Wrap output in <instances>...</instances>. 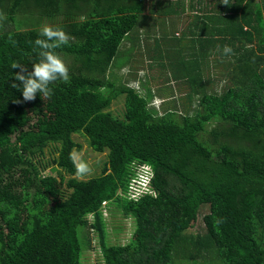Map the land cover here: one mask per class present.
<instances>
[{
    "label": "trees",
    "instance_id": "16d2710c",
    "mask_svg": "<svg viewBox=\"0 0 264 264\" xmlns=\"http://www.w3.org/2000/svg\"><path fill=\"white\" fill-rule=\"evenodd\" d=\"M160 4L0 0V264H88L95 238L102 264H264V0ZM45 24L68 37L55 51L69 78L25 101L12 65L31 70ZM128 64L143 81L111 76ZM74 134L106 152L101 173L79 177ZM136 163L156 195L127 197ZM111 214L133 220L127 243L111 242Z\"/></svg>",
    "mask_w": 264,
    "mask_h": 264
},
{
    "label": "rangeland",
    "instance_id": "374dc122",
    "mask_svg": "<svg viewBox=\"0 0 264 264\" xmlns=\"http://www.w3.org/2000/svg\"><path fill=\"white\" fill-rule=\"evenodd\" d=\"M160 1L162 0H157L158 5L160 4ZM160 7H168L165 4H160ZM27 8H31V7H27ZM158 14V13H157ZM182 25V23H181ZM163 30L167 29L169 34L173 33L175 31V29L180 30V28L178 29V27H174L170 24H164L162 25ZM145 27H143L142 29H144ZM161 30V28H145L143 31L145 33L149 32L151 34H155V32H159ZM176 32V31H175ZM159 34V33H157ZM153 38L150 39V43L152 42ZM130 44V42L125 41L123 44V48L125 46H128ZM66 64H69V61L66 62ZM132 64V67L134 68H140L142 66H144L143 64V58L140 55H136L135 58L132 59V62L130 63ZM129 68V64L128 66L126 65V67H119V66H114L112 68V72H111V76L113 77H117L119 78L120 81L125 80L126 82H130L131 84L135 85V83H137V81H133L136 80L137 78H140V81H143V68L140 70L142 71L139 75V77L134 78V76L130 73ZM134 78V79H133ZM154 83V82H153ZM162 84V83H160ZM224 84V81H218V85L219 87H222ZM156 85L157 83L153 84V88L156 90ZM175 87H177L175 85ZM155 93V91L153 92ZM160 93V92H159ZM176 95H179V92H176ZM161 98V97H160ZM159 98V99H160ZM161 102V100L157 101V104L152 106V107H157V105H159ZM112 110L115 113L121 112L124 109V96H121L120 98H118L117 100H115L112 105H111ZM74 138L77 142L82 144V148L80 150H75L73 153V156L75 158V161H79L80 159H83L85 161L88 162L89 167H90V171L87 174L84 175H80V178H88L91 177L93 175L99 174L101 173L102 167L105 163V160L107 159V154L106 152L103 153H99L96 152L92 149V147L89 145L88 141L85 139V137L81 134H74ZM55 155H57V152L54 151L52 148H47L46 149V155L45 158H43L42 156L38 157V160L41 161H45L44 163H46L47 161H51L53 159V157H55ZM53 167V166H51ZM53 168L49 169L48 171L46 170V172H49L50 170H52ZM54 174H56V171L53 172ZM209 207L207 205H204L201 207L200 210V216L199 219L196 223V226L194 228V232L196 233L197 231H203V229L205 228L204 222H203V215L208 212ZM109 221V232H110V239L112 243H116V242H120V243H127L128 239L130 238V236L132 235V231H133V220L131 218L128 219H123L122 215L117 214L115 217L111 215H109L108 218ZM117 228V230H115ZM192 228L189 229V233L193 232ZM95 245V247L92 248V250H88L85 253L84 256V261H86L88 264H102L103 260L101 258V249L99 248V243L98 240L93 241V246Z\"/></svg>",
    "mask_w": 264,
    "mask_h": 264
},
{
    "label": "clouds",
    "instance_id": "9594fccd",
    "mask_svg": "<svg viewBox=\"0 0 264 264\" xmlns=\"http://www.w3.org/2000/svg\"><path fill=\"white\" fill-rule=\"evenodd\" d=\"M67 42L68 37L61 28L45 24L34 40V44L40 49V58L31 65V70L21 66L19 63L12 65L13 68L20 69V71L15 73V80L20 81V83L17 84L13 81L12 86L21 90L25 101L35 99L36 95H40V93L50 96L52 88L49 85L52 82L58 79L68 80V66L64 59L55 51L61 45L67 44ZM223 52L228 54L232 52V49L230 46L224 45ZM159 98L158 96L154 97L150 104L154 106L158 100H161L160 104L157 105V108H160L163 101ZM74 163L78 175H84L90 171L87 161L80 159Z\"/></svg>",
    "mask_w": 264,
    "mask_h": 264
},
{
    "label": "built area",
    "instance_id": "2783aa9c",
    "mask_svg": "<svg viewBox=\"0 0 264 264\" xmlns=\"http://www.w3.org/2000/svg\"><path fill=\"white\" fill-rule=\"evenodd\" d=\"M134 167L136 175L131 178L130 185L127 189V197L137 200L146 191H152L156 195V191L151 188V180L154 174L153 168L146 163H136ZM105 204V203H104ZM105 206V205H104ZM104 215L107 216V209H104Z\"/></svg>",
    "mask_w": 264,
    "mask_h": 264
},
{
    "label": "crops",
    "instance_id": "0c3cea01",
    "mask_svg": "<svg viewBox=\"0 0 264 264\" xmlns=\"http://www.w3.org/2000/svg\"><path fill=\"white\" fill-rule=\"evenodd\" d=\"M259 1L262 2V0H259ZM203 7H204V6H203ZM188 14H189V12L187 11V12H185V13H183V14L180 15L181 20H182V21H181L182 24H184V19H182V17L185 18V17H186L185 15H188ZM190 20H191V19H190ZM181 23H180V25H181ZM186 23H188V20L186 21Z\"/></svg>",
    "mask_w": 264,
    "mask_h": 264
}]
</instances>
